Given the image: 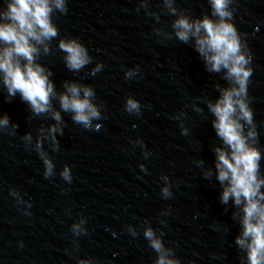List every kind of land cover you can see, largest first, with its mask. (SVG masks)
<instances>
[{
	"label": "clouds",
	"instance_id": "9594fccd",
	"mask_svg": "<svg viewBox=\"0 0 264 264\" xmlns=\"http://www.w3.org/2000/svg\"><path fill=\"white\" fill-rule=\"evenodd\" d=\"M164 4L170 15L178 17L171 24L175 37L185 44L190 40L195 41V50L202 57L209 73L225 71L224 79L229 86L219 88L215 102H207L208 110L214 117L212 126L226 146L214 149L216 178L223 186L220 202L227 205L232 200L242 210V232L235 238V244L245 252L247 264H264V191H261L264 177L260 174L262 154L257 147L258 133L250 107L251 97L248 95V83L253 74L250 66L252 56L246 41L232 22L233 0H209L211 15L204 14L199 18L178 11L173 7L172 0H164ZM142 6L147 8V4ZM54 10L66 14V0H7L6 8L0 9V80L7 89L8 98L19 93L34 116L51 113V119L56 122L49 126L47 136L37 138L34 149L43 162L46 178L54 175L55 165L52 157L44 151L43 141L47 139L50 142L53 152L60 150L57 134L63 136L66 126L61 111L70 114L71 120L86 130L99 131L102 127L101 124L93 123L102 119V105L94 103L95 90L77 81H65L64 90L58 93L50 80L51 69H46L38 62L41 47L44 55L49 54L52 40L59 36V30L52 21ZM154 31L161 34L158 29ZM166 35L171 39L170 34ZM58 48L65 53L63 59L70 71L79 72L92 63L88 49L76 38H60ZM102 68L103 65L97 63L91 74L95 75ZM138 72V66L135 70L126 71L125 79H130ZM53 98L59 103V111L53 107ZM125 111L140 115V102L129 96ZM9 127L11 132L8 134L15 135L18 125L10 124L7 115L0 117V130ZM40 131L43 133L44 130ZM181 132L182 135H188L187 129L183 127ZM22 139L31 143V133ZM139 143L143 146L142 141ZM198 163L202 165L203 161ZM140 167L142 171H147L143 165ZM211 175V169L204 173L205 178ZM60 176L70 184L73 179L70 166L65 165ZM161 179L168 181L167 176ZM161 195L168 199L172 197V192L165 187ZM237 215L234 213L233 217ZM85 222L82 220L81 224ZM128 231L132 236L137 235L132 228ZM73 232L76 235L86 234L80 225H73ZM143 235L158 254L154 264H180L178 259L169 258L174 253L165 248L162 239L156 236L151 227L146 228ZM79 264H91V261L81 260Z\"/></svg>",
	"mask_w": 264,
	"mask_h": 264
}]
</instances>
